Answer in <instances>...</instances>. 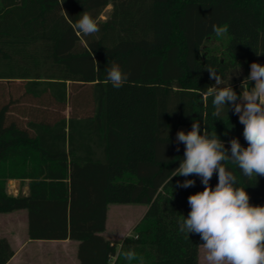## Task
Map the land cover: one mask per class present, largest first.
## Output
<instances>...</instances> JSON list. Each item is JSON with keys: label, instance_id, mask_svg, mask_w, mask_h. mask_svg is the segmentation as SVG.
I'll return each instance as SVG.
<instances>
[{"label": "trees", "instance_id": "16d2710c", "mask_svg": "<svg viewBox=\"0 0 264 264\" xmlns=\"http://www.w3.org/2000/svg\"><path fill=\"white\" fill-rule=\"evenodd\" d=\"M84 12L98 32L74 28ZM113 62L128 74L118 89ZM253 62L264 65V0H0V214L26 211L30 240L78 242L80 264H200L203 241L178 222L204 185L173 176L185 151L177 133L195 121L229 155L233 138L247 147L232 106L215 117L202 92L215 85L209 67L219 87L250 89ZM223 163L264 205V176ZM10 180H28L29 194L10 195ZM112 204L147 207L122 243L103 235ZM14 254L0 238V264Z\"/></svg>", "mask_w": 264, "mask_h": 264}, {"label": "clouds", "instance_id": "9594fccd", "mask_svg": "<svg viewBox=\"0 0 264 264\" xmlns=\"http://www.w3.org/2000/svg\"><path fill=\"white\" fill-rule=\"evenodd\" d=\"M74 28L84 35L99 31L97 21L87 12L77 20ZM217 35L227 29L214 26ZM215 85L202 92L205 99L212 97L215 117L231 105L244 126L243 137L247 147L239 140L230 141V155L216 132L201 134L200 125L193 122L190 131L177 133V141L185 145L184 158L173 176L197 175L201 177L204 190L188 197L190 212L179 223L180 233L198 234L203 241L204 259L207 264H264V205L250 204L249 194L244 188L236 187V178L224 166L230 160L247 177L264 176V65L253 62L247 80L254 86L243 88L239 94L231 84L219 87L222 78L214 68H207ZM128 74L113 62L107 70V80L114 88L127 81ZM242 100L243 103H238ZM218 174V183L213 189L209 181ZM172 176V177H173ZM194 180H185L184 188L194 186ZM128 260L135 253H125Z\"/></svg>", "mask_w": 264, "mask_h": 264}, {"label": "crops", "instance_id": "0c3cea01", "mask_svg": "<svg viewBox=\"0 0 264 264\" xmlns=\"http://www.w3.org/2000/svg\"><path fill=\"white\" fill-rule=\"evenodd\" d=\"M243 88L247 87L245 85L239 86L240 92L243 91ZM238 103H243V101L239 100ZM8 193L13 196L19 194L28 195L29 181L10 180L8 182ZM8 215V222L5 223L4 228L1 230L4 235L3 238L8 240L15 252L8 264H80L77 258L78 242L71 240H30L28 237L27 212L21 210ZM106 238L112 241L110 238Z\"/></svg>", "mask_w": 264, "mask_h": 264}, {"label": "rangeland", "instance_id": "374dc122", "mask_svg": "<svg viewBox=\"0 0 264 264\" xmlns=\"http://www.w3.org/2000/svg\"><path fill=\"white\" fill-rule=\"evenodd\" d=\"M112 12V6H108L102 13L100 20L105 21L109 18ZM216 43V41H214ZM69 113V109L66 114ZM188 132L187 128L181 126L178 130ZM97 156L102 158L101 150L97 149ZM146 206L134 204H112L109 206L107 230L104 236L110 238L114 243H122L124 239L132 237L135 234V227L140 223L144 214L146 213ZM8 214H0V238H3L2 228L8 222ZM204 250L200 248V264H207L204 259Z\"/></svg>", "mask_w": 264, "mask_h": 264}]
</instances>
